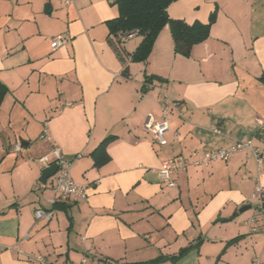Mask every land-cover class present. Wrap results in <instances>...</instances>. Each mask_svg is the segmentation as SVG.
Segmentation results:
<instances>
[{"label": "crops", "instance_id": "crops-1", "mask_svg": "<svg viewBox=\"0 0 264 264\" xmlns=\"http://www.w3.org/2000/svg\"><path fill=\"white\" fill-rule=\"evenodd\" d=\"M214 11L189 55L176 52L168 24L148 59L134 61L143 36L114 38L115 0H0V264H264V232L252 231L264 219V207L252 208L264 167L251 151L178 171L176 186L159 175L177 155L248 140L264 151V0L168 7L188 23ZM58 34L66 41L53 49ZM152 74L162 80L147 82ZM164 93L182 114L161 145L145 123L162 119ZM111 135L98 165L92 153ZM55 147L86 199H58L54 175L39 180ZM38 209L53 215L37 219Z\"/></svg>", "mask_w": 264, "mask_h": 264}, {"label": "built area", "instance_id": "built-area-1", "mask_svg": "<svg viewBox=\"0 0 264 264\" xmlns=\"http://www.w3.org/2000/svg\"><path fill=\"white\" fill-rule=\"evenodd\" d=\"M69 1H67L68 3ZM130 33H119L120 41H123L125 36H131ZM66 41L64 34H58L52 37V48L56 49L62 46ZM161 107L163 117L161 120L155 119L153 116H149L145 123V128L154 134L155 142L161 145L168 143L166 133L170 128L171 116L174 112L182 114V107L180 101L172 100L166 93L163 94L161 99ZM42 138H49L48 129L44 128ZM15 149L21 150V145H16ZM251 151L256 157L258 169L261 170L264 167V151L261 147L255 145L252 140L239 141L231 147H221L205 152H198L193 159L185 158L182 155L166 158L162 161L159 168L160 178L168 184V186H176L174 174L181 170H186L192 165L208 164L215 160H227L235 153L240 151ZM54 159L51 160L48 155L41 157V161L45 165L57 164L58 169L52 178V189L56 194V197L61 200H81L86 199L88 196L86 186L78 183L72 176V161L64 158L62 150L59 147L53 149ZM253 199H258L263 202L264 199V186L258 182L255 191L252 195ZM37 219L47 218L49 219L53 215V211H46L44 209H38L35 213ZM254 225L252 231L264 232V219L253 220ZM42 260V259H41ZM108 264V263H105ZM252 264H263L260 257H255Z\"/></svg>", "mask_w": 264, "mask_h": 264}, {"label": "trees", "instance_id": "trees-1", "mask_svg": "<svg viewBox=\"0 0 264 264\" xmlns=\"http://www.w3.org/2000/svg\"><path fill=\"white\" fill-rule=\"evenodd\" d=\"M173 1L115 0L119 8V15L108 21L110 32L114 38L120 42V32H139L143 36L138 48L130 54L131 60L146 61L152 52L158 34L168 24L174 36L176 52L184 55H189L194 44L203 42L209 37L211 26L216 21V11L211 14L208 22L188 23L182 19L170 17L168 7ZM153 80L151 76H148L146 81L152 82ZM7 92L8 88L0 83V104ZM114 139L113 135L106 137L93 151L96 164L100 165L109 159L106 147ZM162 260H164L163 257H158L139 264H156Z\"/></svg>", "mask_w": 264, "mask_h": 264}, {"label": "water", "instance_id": "water-1", "mask_svg": "<svg viewBox=\"0 0 264 264\" xmlns=\"http://www.w3.org/2000/svg\"><path fill=\"white\" fill-rule=\"evenodd\" d=\"M151 77L155 80H158V81H161L162 79L158 76V75H155V74H152ZM58 169V165L57 164H52V165H49L47 167H45L42 171V174H41V177H40V181L43 183V184H46L47 181L56 173ZM263 207H264V203H263ZM248 208V206H245L241 209V211H244Z\"/></svg>", "mask_w": 264, "mask_h": 264}, {"label": "rangeland", "instance_id": "rangeland-1", "mask_svg": "<svg viewBox=\"0 0 264 264\" xmlns=\"http://www.w3.org/2000/svg\"><path fill=\"white\" fill-rule=\"evenodd\" d=\"M257 206L263 208L262 202L260 200H257V202L253 204L252 208H255Z\"/></svg>", "mask_w": 264, "mask_h": 264}]
</instances>
